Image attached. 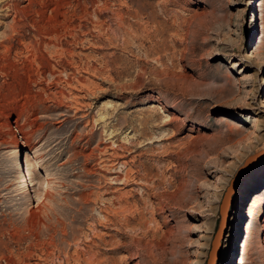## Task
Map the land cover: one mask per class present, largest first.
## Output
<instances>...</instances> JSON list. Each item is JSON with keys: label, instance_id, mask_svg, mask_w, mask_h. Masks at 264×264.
Listing matches in <instances>:
<instances>
[{"label": "rangeland", "instance_id": "374dc122", "mask_svg": "<svg viewBox=\"0 0 264 264\" xmlns=\"http://www.w3.org/2000/svg\"><path fill=\"white\" fill-rule=\"evenodd\" d=\"M0 67V264H207L241 167L264 264V0H0Z\"/></svg>", "mask_w": 264, "mask_h": 264}, {"label": "water", "instance_id": "95a60500", "mask_svg": "<svg viewBox=\"0 0 264 264\" xmlns=\"http://www.w3.org/2000/svg\"><path fill=\"white\" fill-rule=\"evenodd\" d=\"M242 170H243V167H241L240 169L237 170L236 174L231 179L230 184L227 187L225 194L222 198V202L220 204V214H221L220 222L222 221V223H223L222 228H221V234L215 240L212 241L210 256L207 260V264H214L216 257L218 255L219 247H220V239L223 235V226H224V223L226 222V219L228 216V208H229V204H230L231 194L236 190V184L239 180V177L242 173Z\"/></svg>", "mask_w": 264, "mask_h": 264}, {"label": "bare ground", "instance_id": "6f19581e", "mask_svg": "<svg viewBox=\"0 0 264 264\" xmlns=\"http://www.w3.org/2000/svg\"><path fill=\"white\" fill-rule=\"evenodd\" d=\"M65 32V31H64ZM69 35V34H68ZM71 35V34H70ZM77 37V36H76ZM47 45V44H46ZM1 67H0V71H1ZM5 70V69H4ZM3 75H4V73H3ZM15 76V75H14ZM6 78V77H5ZM12 78V77H11ZM8 79V78H7ZM13 81V80H12ZM8 83H9V80H8ZM7 82L5 81V82H3V83H1L0 84V105H3L4 104V106L5 107H9L10 105H11V103H10V101L8 100L9 99V91H10V89H9V87H8V89H9V91L8 92H5L4 91V89H6L7 88ZM10 88H12V87H10ZM22 89V88H21ZM13 154V153H12ZM264 192V191H263ZM225 194V193H224ZM261 193H255L254 194V197H253V199L251 200V204H250V206H252L253 204H254V200L255 199H257V195H260ZM222 202V201H221ZM252 212H253V209H249L248 210V215L250 216V217H252ZM263 214H264V209H263ZM262 222H264V217L262 218ZM225 224H226V222L224 223V226H225ZM222 225H223V223H222V221L221 222H219V225H218V229H217V232H216V234H215V236H214V239L213 240H215L220 234H221V228H222ZM224 226H223V228H224ZM262 227H263V229H264V223L262 224ZM245 232H246V236H245V238H244V240L242 241V243H241V245L239 246V247H241V253H242V255L240 256V259L238 260V263L237 264H242L243 262H244V255H245V253H246V250H247V240H248V237L250 236V233H251V230H250V227L249 226H247L246 227V229H245ZM212 254V253H211ZM209 256H210V252H209ZM209 256H208V258H209ZM212 256V255H211ZM215 257V256H214ZM208 260V259H207Z\"/></svg>", "mask_w": 264, "mask_h": 264}]
</instances>
